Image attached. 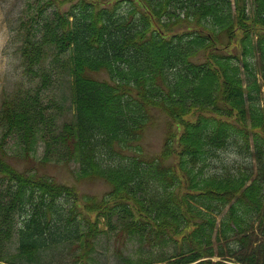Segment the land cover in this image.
Returning <instances> with one entry per match:
<instances>
[{"label": "trees", "instance_id": "obj_1", "mask_svg": "<svg viewBox=\"0 0 264 264\" xmlns=\"http://www.w3.org/2000/svg\"><path fill=\"white\" fill-rule=\"evenodd\" d=\"M17 16L0 264H264V0H24Z\"/></svg>", "mask_w": 264, "mask_h": 264}, {"label": "rangeland", "instance_id": "obj_2", "mask_svg": "<svg viewBox=\"0 0 264 264\" xmlns=\"http://www.w3.org/2000/svg\"><path fill=\"white\" fill-rule=\"evenodd\" d=\"M23 2L24 0H0V100L4 89H13L16 83L23 79L20 65L21 56L18 51V45L12 40L13 33L10 25L17 23V12L21 9ZM155 115L157 122L148 128L143 141L146 151L154 154L160 152L162 148L167 124V117L164 114L155 111ZM12 143L13 141H8L7 144L5 143L4 148L9 151L11 146L13 147ZM220 157L225 162H231L237 156L233 150L227 149L221 152ZM12 162L16 163L15 160H12ZM72 168L63 164L57 166L48 164L47 167H43V170L57 177L60 181L76 184V187L82 193L103 194L109 189V185L101 179L75 180ZM65 264L78 263L73 262L71 259H66ZM101 264H117V262L110 255L102 259Z\"/></svg>", "mask_w": 264, "mask_h": 264}]
</instances>
